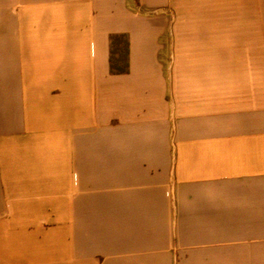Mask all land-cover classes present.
<instances>
[{"label": "crops", "instance_id": "1", "mask_svg": "<svg viewBox=\"0 0 264 264\" xmlns=\"http://www.w3.org/2000/svg\"><path fill=\"white\" fill-rule=\"evenodd\" d=\"M0 264H264V0H0Z\"/></svg>", "mask_w": 264, "mask_h": 264}, {"label": "trees", "instance_id": "2", "mask_svg": "<svg viewBox=\"0 0 264 264\" xmlns=\"http://www.w3.org/2000/svg\"><path fill=\"white\" fill-rule=\"evenodd\" d=\"M109 68L112 75H122L129 72V37L127 34L110 35Z\"/></svg>", "mask_w": 264, "mask_h": 264}]
</instances>
